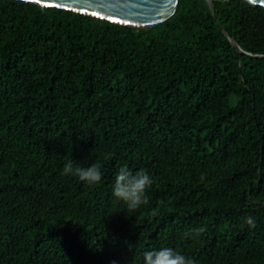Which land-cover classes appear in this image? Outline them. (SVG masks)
<instances>
[{
	"label": "trees",
	"instance_id": "16d2710c",
	"mask_svg": "<svg viewBox=\"0 0 264 264\" xmlns=\"http://www.w3.org/2000/svg\"><path fill=\"white\" fill-rule=\"evenodd\" d=\"M213 3L216 21L178 0L134 29L0 0V264H140L162 247L264 264V8ZM70 159L103 180L64 177ZM122 166L153 180L135 213L112 196Z\"/></svg>",
	"mask_w": 264,
	"mask_h": 264
},
{
	"label": "water",
	"instance_id": "95a60500",
	"mask_svg": "<svg viewBox=\"0 0 264 264\" xmlns=\"http://www.w3.org/2000/svg\"><path fill=\"white\" fill-rule=\"evenodd\" d=\"M31 3L41 8H55L76 14L101 19L116 25L148 29L169 20L176 12L178 0H15ZM207 8L216 21L213 0H204ZM253 7L264 8V0H243ZM96 13V15H93ZM220 31L230 41L233 48L243 53L235 41L229 38L226 31ZM264 58V56H261Z\"/></svg>",
	"mask_w": 264,
	"mask_h": 264
},
{
	"label": "clouds",
	"instance_id": "9594fccd",
	"mask_svg": "<svg viewBox=\"0 0 264 264\" xmlns=\"http://www.w3.org/2000/svg\"><path fill=\"white\" fill-rule=\"evenodd\" d=\"M61 174L64 177L78 179L88 186L99 184L104 176L100 165L92 164L84 167L71 159L63 166ZM152 183V178L145 171L133 172L127 166H122L116 174L112 186V196L125 205L127 212L135 213L149 205L148 189ZM244 225L255 228V217L246 216ZM140 264H195V262L172 247H162L144 252Z\"/></svg>",
	"mask_w": 264,
	"mask_h": 264
},
{
	"label": "rangeland",
	"instance_id": "374dc122",
	"mask_svg": "<svg viewBox=\"0 0 264 264\" xmlns=\"http://www.w3.org/2000/svg\"><path fill=\"white\" fill-rule=\"evenodd\" d=\"M231 104H234V99H233V100H231Z\"/></svg>",
	"mask_w": 264,
	"mask_h": 264
},
{
	"label": "snow or ice",
	"instance_id": "6c2138e0",
	"mask_svg": "<svg viewBox=\"0 0 264 264\" xmlns=\"http://www.w3.org/2000/svg\"><path fill=\"white\" fill-rule=\"evenodd\" d=\"M93 15H96V13H93Z\"/></svg>",
	"mask_w": 264,
	"mask_h": 264
}]
</instances>
